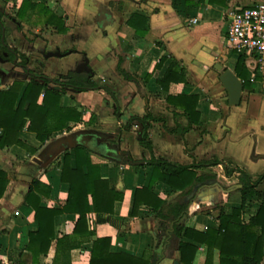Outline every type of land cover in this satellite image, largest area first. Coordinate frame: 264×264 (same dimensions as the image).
<instances>
[{
	"label": "crops",
	"instance_id": "1",
	"mask_svg": "<svg viewBox=\"0 0 264 264\" xmlns=\"http://www.w3.org/2000/svg\"><path fill=\"white\" fill-rule=\"evenodd\" d=\"M30 1L61 18L65 31L46 24L44 14L30 7L20 17L17 12L22 0H0V89L14 81H21L24 87L30 80L16 64L24 55L29 69L49 78L88 71L93 81L109 90L66 88L59 103L80 112L78 123L68 131L53 132L44 142L34 132L21 130L18 137L35 149L32 152L15 144L0 147V172L5 181L0 195V264H53L56 238L71 234L77 215H55V238L47 253L34 262L25 246L37 223L33 209L23 199L30 183L39 180L50 187L48 196L36 192L39 205L62 206L68 189L60 181L63 154H71V168L75 160L72 148L57 150L67 135L78 132H84L88 140L104 141L123 157L140 163L132 165L89 149L88 157L99 166L100 177L121 192L122 199L114 201L113 211L106 214L93 212L88 198L87 227L94 235L76 248L62 250L60 264H88L95 237H108L111 252L145 255L149 264H219L218 249L210 251L204 242H198L197 232L217 228L221 210L230 214L240 206L239 174L225 176L223 163L237 166L251 180L264 172V83L254 74L253 59L242 57L244 70L238 78L243 89L238 104L228 103L219 80L224 68L237 75L240 56L226 45L225 14L264 0ZM4 45L15 54L4 50ZM55 50L66 53L44 56ZM172 61L173 79L161 85ZM118 62L132 79L118 72ZM146 112L154 118L147 134L156 158L184 166L213 159L221 163L190 168L199 179L183 188L175 187H181V181L174 178V186L156 178L151 192L146 191L153 170L146 163L150 151L139 143L140 118ZM129 121L128 129L121 127ZM255 191L245 199V222L256 213L264 196V177ZM175 227L180 228L179 234ZM182 242L195 247L193 253L183 249V259ZM260 264H264V254Z\"/></svg>",
	"mask_w": 264,
	"mask_h": 264
},
{
	"label": "trees",
	"instance_id": "2",
	"mask_svg": "<svg viewBox=\"0 0 264 264\" xmlns=\"http://www.w3.org/2000/svg\"><path fill=\"white\" fill-rule=\"evenodd\" d=\"M6 1V0H4ZM27 7L44 14L46 24L55 25L60 32L65 31L61 18L51 13L45 6L32 3L30 0H22L17 14L24 17ZM2 38V26L0 24V41ZM4 50L15 54L14 50L6 45ZM242 55L239 56L236 64L237 76L241 77ZM20 61L16 62L30 76V80L23 86L21 81H14L7 89H0V147L18 145L25 150L32 152L35 149L18 136L23 129L34 132L36 139L44 142L55 131H68L73 125L80 121V112L71 106H61L60 96L66 88L74 91H83L94 88H108L97 84L92 80L88 71H68L57 78L48 76L31 70L27 67V58L20 55ZM172 61L170 68L160 80L161 85L170 82L173 77ZM117 70L125 79H132L118 62ZM37 79H41L39 82ZM53 84L54 87H49ZM40 98V101H38ZM142 132L139 143L150 151V158L146 163L153 167L150 182L146 191L151 192L152 184L159 178L160 180L174 186L171 180L174 178L181 181V187L185 184H192L198 180L190 168L203 165H215L221 163L217 159L202 161L191 166L179 165L164 159L156 158L152 152V144L148 138L147 130L150 121L154 118L146 112L140 118ZM121 127L128 129L130 121L121 124ZM73 149L75 166L70 167L71 154H63L60 172V181L68 185L67 197L60 208H48L39 205L40 197L37 193L48 196L50 187L44 185L39 180H33L24 196L23 203L30 206L34 211V219L37 229L29 232L26 250L30 251L34 262L40 254L47 253L52 240L55 238L53 219L60 213L76 214L77 218L73 230L69 235H62L56 238V250L53 264H60V254L65 248L70 250L80 246L83 242L89 241L94 235V231L87 227V215L90 212L88 198L91 200L92 211L96 213L109 214L113 211L114 201L122 199V193L112 187H108V182L102 179L99 174V166L91 163L88 157L89 149L83 145H76ZM83 166L86 167L84 171ZM225 176H230L237 172L239 182L242 187L239 189L240 206L234 208L230 214L220 211L219 225L217 228H208L205 232H197L199 241L204 242L210 251L217 248L219 251V264H260L264 254V196L259 204L256 213L251 216L248 222L243 220L244 203L249 194L256 192L257 183L264 177V172L259 174L255 180L240 168L234 165L223 163ZM162 172V173H160ZM3 173L0 172V195L2 194L5 181ZM139 190H136L135 197ZM37 192V193H36ZM183 208L181 206L180 210ZM174 231L179 234L180 228L175 227ZM92 241L88 264H149L145 255L135 257L124 253H115L109 250L110 239L108 237H95ZM181 258H184L183 249H188L193 253L195 247L188 243H180ZM192 255V254H191ZM190 262V260H188ZM18 264H23L19 262Z\"/></svg>",
	"mask_w": 264,
	"mask_h": 264
},
{
	"label": "built area",
	"instance_id": "3",
	"mask_svg": "<svg viewBox=\"0 0 264 264\" xmlns=\"http://www.w3.org/2000/svg\"><path fill=\"white\" fill-rule=\"evenodd\" d=\"M226 45L254 61V74L264 83V3L229 9L225 14Z\"/></svg>",
	"mask_w": 264,
	"mask_h": 264
},
{
	"label": "water",
	"instance_id": "4",
	"mask_svg": "<svg viewBox=\"0 0 264 264\" xmlns=\"http://www.w3.org/2000/svg\"><path fill=\"white\" fill-rule=\"evenodd\" d=\"M66 52H60L58 50L48 51L44 54L45 57L49 56H62ZM84 67H87V64H84ZM217 69H221L219 64H216ZM219 80L222 83L224 89L227 92L228 103L231 105H236L240 101L241 91L243 89V83L241 79L229 68H224L220 71ZM84 132H78L74 134L67 135L61 142L59 151H63L67 148H73L76 145H83L88 149L99 152L100 154L114 158L119 161H128L132 165L139 164V161H134L128 157H123L122 152H120L116 147L107 144L104 141H97L96 139H86L84 137ZM176 264V262L174 263Z\"/></svg>",
	"mask_w": 264,
	"mask_h": 264
},
{
	"label": "rangeland",
	"instance_id": "5",
	"mask_svg": "<svg viewBox=\"0 0 264 264\" xmlns=\"http://www.w3.org/2000/svg\"><path fill=\"white\" fill-rule=\"evenodd\" d=\"M231 52H232V51H231ZM231 55H232V53H231ZM231 55H230V56H231ZM238 55H239V54H238ZM242 56H243V55H242Z\"/></svg>",
	"mask_w": 264,
	"mask_h": 264
},
{
	"label": "flooded vegetation",
	"instance_id": "6",
	"mask_svg": "<svg viewBox=\"0 0 264 264\" xmlns=\"http://www.w3.org/2000/svg\"><path fill=\"white\" fill-rule=\"evenodd\" d=\"M87 139V138H86Z\"/></svg>",
	"mask_w": 264,
	"mask_h": 264
}]
</instances>
